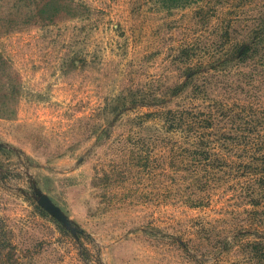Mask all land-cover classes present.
I'll use <instances>...</instances> for the list:
<instances>
[{
  "label": "rangeland",
  "instance_id": "374dc122",
  "mask_svg": "<svg viewBox=\"0 0 264 264\" xmlns=\"http://www.w3.org/2000/svg\"><path fill=\"white\" fill-rule=\"evenodd\" d=\"M0 264H264V0H0Z\"/></svg>",
  "mask_w": 264,
  "mask_h": 264
},
{
  "label": "water",
  "instance_id": "95a60500",
  "mask_svg": "<svg viewBox=\"0 0 264 264\" xmlns=\"http://www.w3.org/2000/svg\"><path fill=\"white\" fill-rule=\"evenodd\" d=\"M42 203L43 205L45 206V208L50 211L52 214L56 215L57 216V213H56V209H54L52 206H50L49 204L46 203L45 200L42 199Z\"/></svg>",
  "mask_w": 264,
  "mask_h": 264
}]
</instances>
